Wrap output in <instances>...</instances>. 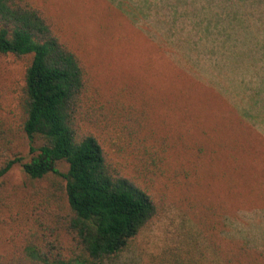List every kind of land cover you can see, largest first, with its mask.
<instances>
[{"label": "rangeland", "instance_id": "rangeland-1", "mask_svg": "<svg viewBox=\"0 0 264 264\" xmlns=\"http://www.w3.org/2000/svg\"><path fill=\"white\" fill-rule=\"evenodd\" d=\"M31 1L43 9L87 70L84 126L118 165L147 182L161 205L158 216L116 264H154L166 249L185 251L191 240L203 241L196 221L208 224L215 234L216 221L234 218L239 211V225L255 236L253 246L264 251V102H242V95L235 100L234 67L219 69L209 43L198 38L197 19L182 14L194 6L172 10L156 5L148 17L138 10L132 17L124 7L150 5L151 0H122L123 5L119 0ZM173 11H178L175 18ZM173 18L183 28L177 35L197 39L195 47L189 40L172 45L167 33ZM231 37L232 45L225 46L222 56L236 64L257 62L246 71L258 99L264 91L262 27L250 26ZM25 66L24 59L0 56L4 113L16 106ZM21 143L25 154V139ZM4 180L8 201L22 204L28 182L22 164ZM11 214L6 210L0 215L3 254L12 249ZM222 228L228 234L230 229L239 232L235 226Z\"/></svg>", "mask_w": 264, "mask_h": 264}, {"label": "trees", "instance_id": "trees-1", "mask_svg": "<svg viewBox=\"0 0 264 264\" xmlns=\"http://www.w3.org/2000/svg\"><path fill=\"white\" fill-rule=\"evenodd\" d=\"M156 5L172 10L194 6L182 14L197 19L198 38L209 43L219 69L234 67L235 100L242 95V102H264V91L257 99L246 71L257 62L236 64L222 56L225 46L232 45L233 33L255 25L264 32V0H173L172 5L170 0H151L150 5L123 10L132 17L137 10L148 17ZM178 11H173L174 18ZM174 18L167 33L172 45L189 40L195 47L197 39L177 35L183 28ZM0 56L26 60L16 106L4 113L0 102V215L13 212L15 228L11 252H0V264H116L158 216L161 205L147 182L118 165L84 126L89 83L82 60L31 0H0ZM219 89L224 92L225 87ZM16 164H22L28 180L20 205L8 201L4 180ZM241 213L216 221L215 234L208 224L196 221L203 241L191 240L185 251L166 249L153 263L264 264V251L253 246L255 236L239 225ZM229 226L239 232L230 229L228 234L222 227Z\"/></svg>", "mask_w": 264, "mask_h": 264}]
</instances>
